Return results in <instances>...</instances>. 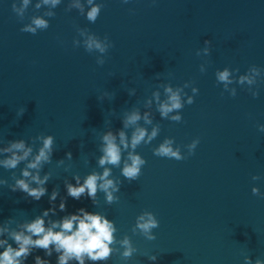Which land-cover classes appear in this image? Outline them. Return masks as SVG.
Returning <instances> with one entry per match:
<instances>
[{"label":"clouds","instance_id":"obj_1","mask_svg":"<svg viewBox=\"0 0 264 264\" xmlns=\"http://www.w3.org/2000/svg\"><path fill=\"white\" fill-rule=\"evenodd\" d=\"M30 0H21V6L17 7L16 4H13V11L20 17H23L24 12L29 4ZM45 5H52L55 7L60 3V0H42ZM89 5H93V0H87ZM129 0H123V3H128ZM77 8H80L83 11V7L80 4L74 5ZM37 8L40 7L39 4L36 5ZM101 4H94L90 10L87 12V19L91 23H95L101 13ZM51 15V14H50ZM48 22L42 18H33L31 24L25 25L21 28L22 32H27L35 35L38 29H47ZM81 35H86V33L81 32ZM78 41L74 44L78 45ZM210 42L205 41V44L208 45ZM107 45L103 43L95 35H87V38L84 40V48L87 52H92L97 50L101 53H104L107 50ZM208 52V49L205 48V53ZM102 63V61H98ZM203 71V69H201ZM253 76H244L240 78V83L243 84L245 81L251 85L255 83V76L259 75V70L256 68L252 69ZM218 82H223L225 85V90H227V85L232 83L230 80V72L225 69L224 71L217 72L216 74ZM168 93V99L159 105V112L162 117L169 118V113L174 110H180L182 108V102L180 97V89L173 91L171 87L165 89ZM194 93L197 91L193 89ZM231 95L234 97L236 95L235 90L233 89ZM259 92L253 93V97H257ZM158 98V94H157ZM194 101L192 98H189L188 103L191 104ZM173 121L180 122L181 116L176 115L170 117ZM140 120V115L137 112H133L126 117L125 127L129 125L136 124ZM146 122L150 123L145 116ZM158 128H154L149 135L144 128L137 127L131 137V147L135 149L142 142L147 144L150 143L153 138L158 134ZM259 131L264 132V125H259ZM147 137V139H146ZM103 155L99 159V165L101 167L105 165L119 166L121 162V147L123 145L125 149L129 147L125 133L121 131L119 133V145L116 143V137L108 132L102 137ZM173 141L171 139H165V141L160 144L157 149H154V155L166 157L175 160H183L185 157L181 156L179 149L174 150L172 147ZM199 140H193L192 143L188 146L189 153L193 154L194 149L196 148ZM53 138L48 136L43 139V147L40 148L38 155L35 156L27 168L38 169L42 162H47L50 159V154L52 151ZM13 149L23 152V155H17L16 152H13ZM6 152H12L10 158L0 161L6 168H15L17 164L26 159L31 153V148H25L23 141L14 142L8 149H5ZM69 157L71 154H68ZM128 159L131 163H125L122 169V174L129 180L136 179L140 175L141 166L145 163V160L142 159L139 155L129 153ZM25 177L30 176V173L27 170L23 171ZM110 169L105 168L102 174L92 173L88 175L83 184H80L79 178H76V185L71 183L66 184L67 194L73 199L79 200L82 195L87 193L90 198L95 199L96 193L99 190L106 193V199L109 203L113 201V192L117 191L116 185L110 179ZM32 179L38 184L43 185L46 183L48 177L45 176L44 179H41L39 175L32 176ZM260 179L259 176H253V180ZM99 182V183H98ZM21 190L32 198L39 200L46 193L44 187L30 188L29 184L25 180H17L13 191ZM111 189V191H110ZM253 195L260 196L261 193L259 188L254 187L252 189ZM57 193L54 191L50 200L55 201ZM66 208V202L61 201L59 204V209L63 211ZM53 210V209H50ZM44 212V215H48V211ZM54 211V210H53ZM159 227V222L155 216L150 212H145L137 218L135 229H138L142 234L146 236L149 240H154L156 237L152 234V230ZM24 232H13L11 233L12 238L18 245L17 248H13L11 245H8L6 249L0 253V264H21V258H27L30 254L32 248L43 249L47 256L52 255V250L57 253H60L58 256L57 264H68L69 260L75 259L78 261V264H84L85 257L91 261H106L110 258L114 249L110 247L116 243L114 238V233L116 228L114 227L113 222L109 221L106 217L98 214L91 213L86 211L83 208L78 209L76 214H70L64 217L61 221L51 222L50 227H45V221L42 217H36L32 222L24 225ZM54 229H59V231H54ZM6 230V229H5ZM3 231V230H0ZM25 232L27 234H25ZM36 237V239H33ZM0 243H6L0 242ZM121 246L124 251L121 253V256L124 259H129L132 257L135 249L133 248L131 241L128 237H125L120 241ZM151 260L155 261L156 256H151ZM35 264H49L48 261L42 259L40 256L35 257ZM256 264H264V262L257 260Z\"/></svg>","mask_w":264,"mask_h":264}]
</instances>
